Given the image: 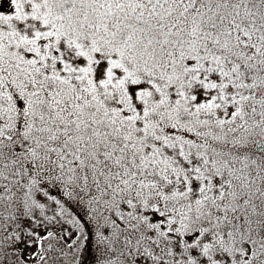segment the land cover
Listing matches in <instances>:
<instances>
[{
  "label": "snow or ice",
  "instance_id": "obj_1",
  "mask_svg": "<svg viewBox=\"0 0 264 264\" xmlns=\"http://www.w3.org/2000/svg\"><path fill=\"white\" fill-rule=\"evenodd\" d=\"M0 264H264V0H0Z\"/></svg>",
  "mask_w": 264,
  "mask_h": 264
}]
</instances>
